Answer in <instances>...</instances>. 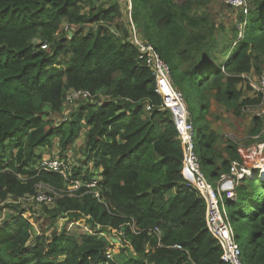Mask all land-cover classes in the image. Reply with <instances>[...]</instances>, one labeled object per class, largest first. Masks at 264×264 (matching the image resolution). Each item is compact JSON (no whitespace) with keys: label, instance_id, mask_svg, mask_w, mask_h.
Masks as SVG:
<instances>
[{"label":"trees","instance_id":"obj_1","mask_svg":"<svg viewBox=\"0 0 264 264\" xmlns=\"http://www.w3.org/2000/svg\"><path fill=\"white\" fill-rule=\"evenodd\" d=\"M131 3L132 23L170 67L174 88L198 100L201 115L189 111L208 180L216 183L229 174L233 162L258 160L259 148L245 158L235 143L211 129L206 116L213 100L238 117L261 103V95L245 98L240 86L248 83L244 76L263 71L264 0H248L247 15L232 8L240 15L237 27L227 30L211 22L205 0ZM121 17L112 0H0V218L6 209L13 211L0 221V264H224L206 225V204L182 176L175 119L161 110L152 72L129 41V21L128 28L119 24ZM78 90L107 100L82 104L55 126L52 115L62 113L66 95ZM253 122L250 136L256 137L264 122ZM81 130L88 151L84 164L100 178L105 204L85 188L74 198L43 204L42 216L54 230L35 235L25 209L15 202L34 198L39 184L67 188L60 175L39 169L41 149L59 140L62 155ZM92 178L73 168L70 181ZM236 193L228 216L244 264H264L259 171L240 181ZM59 220L85 221L92 231L72 235L58 230ZM109 230L123 234L134 257L123 263L108 258L114 243L104 233Z\"/></svg>","mask_w":264,"mask_h":264},{"label":"built area","instance_id":"obj_2","mask_svg":"<svg viewBox=\"0 0 264 264\" xmlns=\"http://www.w3.org/2000/svg\"><path fill=\"white\" fill-rule=\"evenodd\" d=\"M223 1L229 7L239 9L246 15L248 14V0ZM126 9L131 12V0H128V6L126 3ZM131 24L133 25L132 22ZM136 31L135 27H133V30L131 28V41L136 46L139 59L152 72L155 80V92L163 99L161 110H169L175 119L178 140L183 152L182 176L188 186L194 189L206 204V225L221 247V261L224 264H244V255L236 240L235 231L228 216L227 205L229 202H236V189L240 181L251 178L254 171H259L260 176L264 179V161L258 159L250 165L236 161L232 163L229 174L221 175L216 183H210L207 180L200 158L196 153L198 133L196 135V126L191 113L186 107L184 95L174 88L170 67L161 59L151 44L138 38ZM247 82L253 89L254 95H261L262 101L258 105L245 108L243 113L250 108L260 107V105L264 104V73L262 72L258 78H248ZM92 98L89 91H71L66 95L65 103L85 102ZM147 110L150 111L151 107L148 106ZM256 117L264 122V108L256 111ZM39 169L60 175L64 181L68 182V186L67 188L56 190L48 185L39 184L34 197L37 203L52 206L58 199L65 197L74 198L82 188H85L86 193L92 194L100 203L105 204L98 189L100 178L94 177L88 183H84L81 180L70 181L73 169L69 163L60 158H43ZM111 232L115 233L116 231L109 230L106 231V234L109 235ZM154 232L160 238V230L156 228ZM108 258L113 259L109 253Z\"/></svg>","mask_w":264,"mask_h":264},{"label":"rangeland","instance_id":"obj_3","mask_svg":"<svg viewBox=\"0 0 264 264\" xmlns=\"http://www.w3.org/2000/svg\"><path fill=\"white\" fill-rule=\"evenodd\" d=\"M113 2H117L120 6L122 17L118 20L119 24L123 26L124 28H128L127 21H129V41H131V28L133 30V27L135 25L131 24L130 19V13L129 9H126V4L128 6V0H112ZM181 2V0H178ZM203 1V0H201ZM206 1V7L204 11L206 14H208L211 22L215 23L217 26H223L228 29H231L232 27L236 26L238 23V17L240 15L239 12L233 10L231 7L226 5L223 0H205ZM91 26H88V29ZM136 28V27H135ZM240 28V26H239ZM114 29V28H113ZM115 30V29H114ZM137 30V28H136ZM138 38L141 41H145L143 38L141 32L139 30L136 31ZM115 34L120 33L119 31H115ZM132 42V41H131ZM263 67V73H264V65ZM260 74H256L255 72H252L250 75L244 76L245 78H258ZM182 88H186V84L182 83ZM240 88L243 91V96L245 98L250 99H256L258 96L253 94V89L250 90L248 87V83L244 82L241 84ZM185 103L188 111L190 110L193 116H199L200 109L198 105L197 98L191 97V96H185ZM100 100L104 101L107 100L105 98H100L98 100L91 99L89 101L85 102H79V103H65V107L62 113L59 114H53L52 119L54 121L55 126L61 125L64 122V119L66 120L68 117H70L76 109L85 103H98ZM213 100V99H212ZM211 100V101H212ZM264 108V104L260 105V107L256 106L253 108L248 109L246 112L243 113L241 117L236 116L233 113V110L228 109L222 105H218L212 101V107L209 111V114L206 116L208 123L212 130L217 132L218 135H221L223 140H230L231 142L235 143L238 148L241 150V152L245 155V158H251L253 148H259L262 152L259 156V160L264 161V150L262 151V148L264 149V130L261 135L258 136H250V132L254 126V119L256 117V111L262 110ZM168 109V108H167ZM148 111V110H147ZM167 111V110H166ZM169 111V110H168ZM189 111V112H190ZM170 112V111H169ZM197 122V120H196ZM198 124V123H197ZM198 129L196 128V135H197ZM86 130H81L80 136L75 142L69 146V148L66 150L65 153L61 155V148L59 146V140L53 141V147L47 148V149H41L43 151V158H50V159H56L60 158L65 160L69 165L74 168H81L84 173H90L93 174L95 178H98L97 173L92 170L88 169V166H86L84 163L87 158V149H86ZM42 158V159H43ZM246 160V159H245ZM90 171V172H89ZM207 178V177H206ZM208 180V178H207ZM209 181V180H208ZM210 182V181H209ZM211 183V182H210ZM12 202V199L9 198L8 203L10 204ZM16 204H21V209H25L26 213L25 216L30 220L31 224L33 225L34 234L37 235L38 233L47 232V235L51 233L52 230H54L52 226H50V221H47V217L42 216V209L41 207L43 204L37 203V201L33 198H26L23 200H20L19 202H15ZM227 212H228V205H227ZM13 211L6 209L2 217L0 218V221H3L8 216L12 215ZM85 221H78V222H68L64 220H59L58 222V230L65 229L69 234L72 235H79V234H85L89 231H92V228L89 225H85ZM85 225V230H84ZM57 229V227L55 226ZM49 229H52L50 232ZM104 232V231H103ZM106 234V232H104ZM107 235V234H106ZM110 235V236H109ZM107 235L108 240L113 243V246L108 251L109 254H111V257L115 259L116 261H119L120 263L126 262L132 257L135 256L133 253L132 248H130L129 244H124L122 241V233L120 232H111ZM242 240H246L247 237L245 236L244 232H241L240 234Z\"/></svg>","mask_w":264,"mask_h":264},{"label":"crops","instance_id":"obj_4","mask_svg":"<svg viewBox=\"0 0 264 264\" xmlns=\"http://www.w3.org/2000/svg\"><path fill=\"white\" fill-rule=\"evenodd\" d=\"M88 169H91V166H88Z\"/></svg>","mask_w":264,"mask_h":264}]
</instances>
